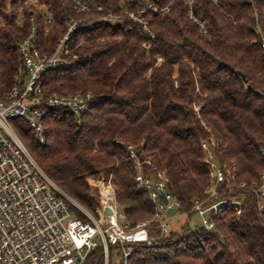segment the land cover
Listing matches in <instances>:
<instances>
[{"label":"trees","instance_id":"obj_1","mask_svg":"<svg viewBox=\"0 0 264 264\" xmlns=\"http://www.w3.org/2000/svg\"><path fill=\"white\" fill-rule=\"evenodd\" d=\"M6 1L0 0L4 90L17 65L14 46L27 37L30 12L35 14L32 8H23L17 21L23 0H12L10 15L5 14ZM39 1L56 21L54 32L44 37L37 18L43 50L63 31L66 19L79 15L71 0ZM80 1L116 11L120 6L145 10L154 38L146 51L143 39L129 31L125 21L102 24L90 33L88 40L94 42L85 64L44 76L47 94L92 96L90 111L78 122L68 111H49L43 146L24 123L13 121L46 175L91 213L98 201L89 181L101 178L113 187L125 220L134 225L153 215V204L136 190V171L126 150L132 146L142 158V174L156 179L163 172L166 189L179 205L174 214L189 219L194 202L204 199L209 186L201 141L214 138L219 141L218 162L234 170L235 180L264 188V54L253 17L255 13L264 36V0H195L193 12L205 22V35L189 20L182 2H174L167 13H154L151 9L162 10L170 0ZM100 38L103 43L96 45ZM241 194L239 216L229 205L208 233L185 223L153 245H138L129 263L264 264V189L262 194ZM76 215L83 218L78 211ZM103 257L98 247L84 264H103Z\"/></svg>","mask_w":264,"mask_h":264},{"label":"built area","instance_id":"obj_2","mask_svg":"<svg viewBox=\"0 0 264 264\" xmlns=\"http://www.w3.org/2000/svg\"><path fill=\"white\" fill-rule=\"evenodd\" d=\"M215 1V0H213ZM250 1V0H249ZM12 0L6 1V9ZM78 17H70L63 23V31L55 34L52 45L39 47L38 25L44 37L54 32L56 21L50 10L39 0H23L17 21H21L23 8H32L30 28L26 38L14 46L17 65L7 89L0 86V264H84L89 254L98 247L103 249V264H130V258L138 245L150 246L169 236L174 212L178 203L166 189L165 174L157 178L142 174L135 148L126 150L136 171L134 183L138 192L148 196L153 204V215L137 221L134 225L123 222L120 208L115 201L113 187L108 184L101 193L96 209L97 217L65 194L40 168L28 152L13 125L14 120L24 123L34 141L46 143L44 122L52 109L68 111L78 122L90 111L92 96L86 94H47L44 76L54 70L73 69L90 59L87 52L92 47L90 33L102 24L122 25L136 31L143 39L141 46L148 51L154 32L145 18V10L129 11L120 6L88 5L71 0ZM174 2H182L189 20L197 25L202 34L207 27L194 12L195 0H170L162 10L167 13ZM10 15L9 9L5 11ZM255 19V32L260 38L264 54V36ZM46 41V40H45ZM103 39H97L100 45ZM163 62L157 58V64ZM219 141L210 138L201 141L204 163L208 166L209 186L202 201H195L191 211L198 215L202 232H212L215 218L229 205L239 216L243 205V192L263 193V186L233 183L235 174L227 172L217 159ZM149 164V162H147ZM240 192V195H237ZM165 196L166 203L161 199ZM262 203L258 209L262 210ZM111 211L110 215L106 210ZM76 211L83 218L76 215ZM111 250V251H110Z\"/></svg>","mask_w":264,"mask_h":264},{"label":"rangeland","instance_id":"obj_3","mask_svg":"<svg viewBox=\"0 0 264 264\" xmlns=\"http://www.w3.org/2000/svg\"><path fill=\"white\" fill-rule=\"evenodd\" d=\"M225 166V169L227 172H230V173H234V170L233 169H230L228 168L229 166L225 163L223 164ZM233 183L237 184L238 182L236 180L233 181ZM89 185L91 187V192L95 195L97 201H99V198L101 197V193H102V190L108 186L107 183H103L102 179L101 178H98L96 180H90L89 181ZM73 200V199H72ZM116 201V200H115ZM77 203V202H76ZM78 204V203H77ZM118 205V204H117ZM81 206V205H80ZM119 207V206H118ZM84 208V207H83ZM120 208V207H119ZM121 212H122V209L120 208ZM89 213H91L89 210H87ZM96 211V210H95ZM76 212V210H75ZM93 214L95 217H97V214L96 212L94 213H91ZM122 216H123V222L124 223H127L129 225H132L130 224L129 222H127L124 218V215H123V212L121 213ZM80 215L82 216V214L80 213ZM83 217V216H82ZM185 223H188L190 226H198L200 224V218L198 215L196 214H193L189 219H187V217L185 216H179L178 218H175L172 220L171 224H172V231H177L179 230V228L185 224ZM111 264H116V263H111Z\"/></svg>","mask_w":264,"mask_h":264},{"label":"water","instance_id":"obj_4","mask_svg":"<svg viewBox=\"0 0 264 264\" xmlns=\"http://www.w3.org/2000/svg\"><path fill=\"white\" fill-rule=\"evenodd\" d=\"M241 78L243 79L244 82H246L245 78L243 75H241ZM137 156H139V153L137 152ZM139 161L141 162L142 161V158H139ZM161 199L163 200L164 203H166V199H165V196L163 194H161ZM106 214L107 215H110L111 214V211L109 209L106 210ZM199 231L202 230L201 227L198 228Z\"/></svg>","mask_w":264,"mask_h":264}]
</instances>
